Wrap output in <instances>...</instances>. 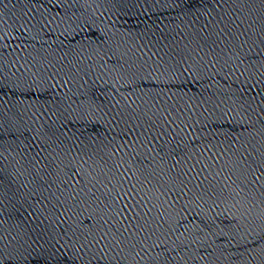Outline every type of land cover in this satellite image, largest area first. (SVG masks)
I'll use <instances>...</instances> for the list:
<instances>
[{
    "label": "water",
    "instance_id": "1",
    "mask_svg": "<svg viewBox=\"0 0 264 264\" xmlns=\"http://www.w3.org/2000/svg\"><path fill=\"white\" fill-rule=\"evenodd\" d=\"M0 264H264V0H0Z\"/></svg>",
    "mask_w": 264,
    "mask_h": 264
}]
</instances>
